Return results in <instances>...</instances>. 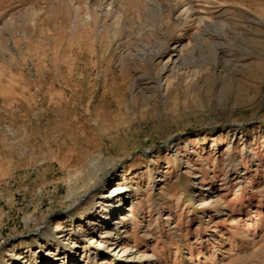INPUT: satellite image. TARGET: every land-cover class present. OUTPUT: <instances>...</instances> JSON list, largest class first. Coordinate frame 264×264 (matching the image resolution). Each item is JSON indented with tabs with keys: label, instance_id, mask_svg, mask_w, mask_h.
Segmentation results:
<instances>
[{
	"label": "rangeland",
	"instance_id": "rangeland-1",
	"mask_svg": "<svg viewBox=\"0 0 264 264\" xmlns=\"http://www.w3.org/2000/svg\"><path fill=\"white\" fill-rule=\"evenodd\" d=\"M0 264H264V0H0Z\"/></svg>",
	"mask_w": 264,
	"mask_h": 264
}]
</instances>
